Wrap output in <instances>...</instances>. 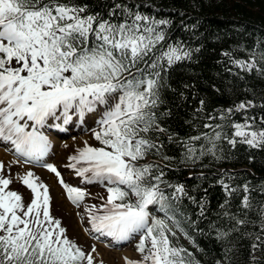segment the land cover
Listing matches in <instances>:
<instances>
[{
	"label": "snow or ice",
	"instance_id": "obj_1",
	"mask_svg": "<svg viewBox=\"0 0 264 264\" xmlns=\"http://www.w3.org/2000/svg\"><path fill=\"white\" fill-rule=\"evenodd\" d=\"M159 11L151 0H0V142L55 173L84 232L109 246L136 240L124 264H264V177L254 168L202 171L192 185L169 179L181 166L229 161L238 145L264 150V81L245 76L264 78V35L251 48L232 46L247 58L221 49L230 75L216 73L208 95L196 80L172 82L177 63L199 62L198 25L181 20L183 39ZM73 125L91 134L63 143L78 184L45 159L53 143L45 128ZM4 168L0 160V264H104L95 243L86 249L51 213L49 185L32 168L15 173L27 198ZM205 180L222 192L212 213ZM93 183L106 196L79 186ZM205 229L215 250L196 239Z\"/></svg>",
	"mask_w": 264,
	"mask_h": 264
},
{
	"label": "trees",
	"instance_id": "obj_2",
	"mask_svg": "<svg viewBox=\"0 0 264 264\" xmlns=\"http://www.w3.org/2000/svg\"><path fill=\"white\" fill-rule=\"evenodd\" d=\"M151 2L157 4L158 9L162 8V11H159L160 15L173 18V34L175 36L189 39V33L180 24L181 20L188 24L198 25V28L194 30L196 33L194 42L204 46L199 54V62L177 63L172 70V82L178 84L181 81L196 80L198 90L204 94H212L210 84L217 81L216 73H220L221 76L230 75L223 70V65L228 64V61L227 57H222L221 49L232 50L233 45L240 43H243L245 48H251L254 45L257 33L264 35V0H151ZM232 54L247 58V53L243 48L232 50ZM221 59L223 64L217 63ZM228 66L232 67L231 65ZM189 69H192V71H189ZM245 76L257 86L264 81V78L256 77L254 73H245ZM169 98H171V94H169ZM189 99H192L191 96H189ZM169 154L174 155L175 153ZM247 154L255 156V165L247 161ZM204 163L208 165L207 168H201L199 165L181 166L180 170L173 172L169 175V178H178L187 185H192L199 182L197 175H195L198 174L197 171L214 173L218 167L227 165L231 168H240L244 164H247L249 168H254L258 176L264 177V150H250L247 145H238L237 151L232 153V159L229 161L212 162L210 159H205ZM188 168L193 169L190 171L194 175H188L184 178L189 170ZM246 177L247 173L241 174V178L237 182L242 183ZM252 179L254 184L259 183V180L255 177ZM203 184L209 191V212L212 213L216 209L218 201L222 199V192L219 186H210L207 180L203 181ZM252 195L259 199L258 189L253 191ZM260 202H264V200ZM184 203L188 205L186 200ZM194 207L188 205L189 211L194 212ZM192 218H196L195 214ZM211 218L215 219V215H211ZM199 226L202 229L205 228L204 223H200ZM196 239L205 248L215 250L214 238L207 235V229H205V235L203 236L196 234ZM186 245L191 247L189 242ZM193 251H195L194 248Z\"/></svg>",
	"mask_w": 264,
	"mask_h": 264
},
{
	"label": "rangeland",
	"instance_id": "obj_3",
	"mask_svg": "<svg viewBox=\"0 0 264 264\" xmlns=\"http://www.w3.org/2000/svg\"><path fill=\"white\" fill-rule=\"evenodd\" d=\"M90 136H91V134L89 132H84V133H78V134L74 135L73 137H76L80 141H83V139L88 138ZM65 141H61L60 143L63 145V143ZM89 143H92V139H89ZM2 151H3V154H2ZM2 151H1L0 160L4 161V164H5V168L3 170L4 174L8 175L9 173H8L7 169L9 167H11V174H12V179H13L12 184H13V186L16 185V184L18 186H20L21 184H19V182H21V181L16 179L15 173L16 172L26 171L28 168L25 167V166H22L23 164H21V163L12 164L10 166L8 164V161L12 160V159H15L14 156L10 152H8V150H2ZM64 157H65V155H64ZM61 159H63V158H61ZM61 159H60V162L58 161V163H61ZM33 170L37 174V176L40 179H43L47 184H50L48 178L50 179V182L53 184V187L51 186V189L49 188V191H50V194L53 195V201H54V206H55L54 209H55V211H57V213H60L63 216L65 223L64 222H62V223L64 225H66V227H67L68 235L70 237L74 236L79 243L84 245L86 249H89L91 244H93L95 242L90 240L89 237L86 234H84V237H85V239H84L82 232H80V229H78V227H77V224H76V221H75V217H73V213H74L73 209L71 207H69L64 202L62 197L57 193L58 192V187L56 185L54 187L55 183H53V181H54L53 178L50 175L48 176V174L46 172L40 173V172H38L35 169H33ZM13 186L10 184V187H13ZM25 190H26V188H25ZM91 190H93V189H91ZM99 191H102V190L98 189L97 192H99ZM26 193L27 194H24L25 198L28 197V193H30V190H28ZM99 243H101V242H99ZM106 246L97 245L99 253H100L98 258L102 259L104 263H108V264H124V261L122 259L123 255H121L124 252L129 253V256H132V257L136 256V254L133 251H132V253H130L129 250H122V249H128V248L130 249L131 246H128V247H125V248H117V249H115V248H113V247H111L109 245H106Z\"/></svg>",
	"mask_w": 264,
	"mask_h": 264
},
{
	"label": "bare ground",
	"instance_id": "obj_4",
	"mask_svg": "<svg viewBox=\"0 0 264 264\" xmlns=\"http://www.w3.org/2000/svg\"><path fill=\"white\" fill-rule=\"evenodd\" d=\"M55 142V141H54ZM2 142H0V147L2 148V150H6L7 148H5L2 144H1ZM7 147H9L10 148V146H7ZM1 149H0V158H1V151H2ZM2 154H3V151H2ZM61 164V163H60Z\"/></svg>",
	"mask_w": 264,
	"mask_h": 264
}]
</instances>
